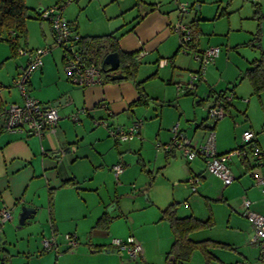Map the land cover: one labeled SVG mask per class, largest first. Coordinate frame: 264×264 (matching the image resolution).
Returning <instances> with one entry per match:
<instances>
[{
	"label": "crops",
	"instance_id": "crops-1",
	"mask_svg": "<svg viewBox=\"0 0 264 264\" xmlns=\"http://www.w3.org/2000/svg\"><path fill=\"white\" fill-rule=\"evenodd\" d=\"M121 1L126 2L117 4L118 13L111 17L115 18V23L110 25V30L116 28L113 29L115 31H108L102 35L113 33L118 51L136 54L135 62L142 61L155 52L158 55H168L169 53H166L168 46L173 45L175 48L178 42L173 54L176 57L177 51H181L178 50L179 36L171 30L170 25L188 14L179 16L176 2L186 4L190 0H176V2L175 0L153 2L120 0L118 3ZM192 1V4L189 3L190 8L187 9L195 8L193 17H196L205 1ZM207 1H209L206 2L207 4L212 3L210 9L214 8V19H216L217 10L224 0ZM54 3L55 0H26L29 12L32 11L33 15L39 14L41 10ZM256 6L259 12L261 5ZM127 11L130 12L125 16L117 17L118 14ZM31 14L29 13L30 19L26 22V36L20 39L25 45L23 48L33 50L54 45L49 23L42 21L46 23L45 26L39 20L31 18ZM221 16L220 14L218 17ZM64 18L75 24L81 37L102 36L90 33L88 27H81V23L75 21L72 14H67ZM130 19L132 21H129ZM34 25L37 28L35 32ZM200 26L196 24V32L200 33V36L194 37L195 32H193L194 50L198 49L199 53L211 44V39L203 36H208V33ZM259 32L260 30L257 33ZM0 35V41H3V34ZM202 40H206L203 46L200 43ZM28 41L33 45H29ZM102 45L106 50L104 54L111 52V43ZM52 47L42 57L41 68L32 72L28 82V93L30 97L43 104H53L65 98L57 108L59 120L54 134L46 133L42 138H38L27 132L7 131L0 122V207L6 206L13 210L12 221L3 224L4 234L8 236V233H18L14 230V218L22 206L35 209L31 218L24 224L22 237L26 238L25 245L17 248H12V245L0 246V264H164V261L167 264L171 248L168 242L171 239L172 244L173 236L163 212L175 203L181 205H179L181 208H177V212L189 213L188 216L196 219H199L196 214L203 213L202 203L205 208L211 203L210 210L214 218L218 219L219 213L223 211L235 233L239 237L243 236V244L249 242L253 245L250 242L253 229L240 213L242 201L239 205V199H250L253 202L252 209L264 216V194L253 185L251 173H259V168L253 161L249 147L244 148L246 153L244 158L232 156L228 160L229 171L236 178L230 185L223 186L217 177L206 171L205 162L201 158L187 162L176 149L167 151L162 148L153 151L149 142L140 138L117 144L109 137L106 129L95 125V121L100 119L125 125L134 120H141V134H150L152 132L150 123L143 124L145 121L139 118H150L141 114L142 109L149 108L150 99L167 98L163 95L165 89L161 88L158 93L152 88L149 79L162 76L161 70L168 67V61L160 67L158 62L161 57H159L156 61L155 73L146 77L136 75L138 71L136 68L133 78L114 80L113 76L120 74L117 71L107 73L100 85L79 87L71 84L62 71L61 49L56 45ZM141 52L145 54L139 58ZM173 55L171 59L174 60ZM19 57L23 60L19 59L17 63L10 61L8 47L0 42V108L9 103L22 102L19 91L16 95H12L10 90L5 89L12 85L30 59L29 54ZM253 60L247 61L249 66ZM209 65L213 66L214 62ZM209 65L206 66L205 72ZM240 70L234 65L229 79L223 83L232 82L237 77L243 80ZM170 71L171 80L168 83H174V76L177 73L175 67ZM180 78L183 79V76ZM160 81L162 84L167 83L162 79ZM195 82H207V79L205 77V81ZM136 83L141 84V89L148 98L145 105H132L140 98ZM218 83L214 85L205 83L209 95L212 96V99L208 97L209 99L206 100L196 94L198 86L204 89V84H195L194 90L191 88L187 91L176 86V92H182L183 97L175 98L172 95L164 101L173 102L174 106L166 115L171 117L168 120L169 124L163 119L162 111L156 115L157 119L160 120L162 117L161 122L166 126L179 121L180 130L186 137L196 144L203 143L210 129L202 125L203 120L198 123L197 113L194 115V111L201 110L207 113V105L214 102V96L224 94L222 90H215L216 86L221 85ZM169 88L173 93L174 88ZM6 92L9 96L2 98ZM250 95L254 99L245 98L241 101L232 100L235 98L233 95L226 108L229 115L232 112L235 114L243 112L244 124L236 123L229 115V120L222 122L219 129L217 122L215 123L214 129H217L219 134L218 153L238 148L240 135L248 129L255 134V144L264 150V129H262L264 128V91L256 95L251 89ZM73 113L77 114L76 121L69 119ZM191 118L194 123L189 121ZM159 128L158 122L157 133ZM161 137L163 136H158L159 142L167 141L166 137L164 139ZM118 160L124 164L125 169L117 180L111 167ZM190 175L196 176L199 180L195 195L190 194L187 184L179 183L181 182L179 180H185ZM135 183L136 187L132 185ZM186 201L188 205H185ZM219 202L224 203L223 208L215 205ZM167 228L171 233L170 236L167 234ZM66 234L75 236L78 241V244L70 250L64 238ZM128 236H132L142 248V256L136 260L130 259L125 252H121L112 244L113 239L121 240ZM43 237L53 238L56 245L52 249L43 250L41 242Z\"/></svg>",
	"mask_w": 264,
	"mask_h": 264
},
{
	"label": "rangeland",
	"instance_id": "rangeland-1",
	"mask_svg": "<svg viewBox=\"0 0 264 264\" xmlns=\"http://www.w3.org/2000/svg\"><path fill=\"white\" fill-rule=\"evenodd\" d=\"M145 1L153 2L154 0H145ZM202 1H205L204 6L202 9L198 10V14L196 17H193V14H195V8H192V10L187 9V11H189L187 12L188 14L186 13L187 15H184L181 19L184 23H187L192 26V29L195 32L194 37L200 36V33L196 32V24H200L201 29L202 30L204 29V32L208 33V36L203 35L204 38L211 39L210 40L211 44H208L209 46L207 48L218 47L221 50L218 57L214 59V65L213 66L209 65L206 69V72L204 73V76L206 77L207 82H209L210 85H214L216 82H219L218 84H221V85L216 86L215 90L217 91L222 90L224 91V94L227 96L235 95V98H232V100L241 101L242 99H245V98H248L249 100H251L252 98L254 99V97L250 95V92L252 89L251 84H249L246 78L243 77L244 78L243 80H239V77H237L232 82H227V83H223V82L226 81V79H229L231 75V68H233L234 65H237V67L241 69L240 75L243 76L246 69L250 67L247 61L248 60L251 61L254 58L257 59L261 57L262 51H264V41H262V38H264V0H259L257 2L254 0H224V2L221 3L220 7L217 10L216 19H214L215 17L214 10H213L214 8H212V10L210 9L211 8L210 5L212 3L207 4L206 2H209V1L207 0H202ZM118 2H120V0L119 1L118 0H76L65 6L63 10V14H64V17H66L67 14L69 15L72 14V16H74L75 21H78L81 23V27L82 26L88 27L89 29L88 31H91L90 33H97V35H102V33H108V31L113 32L115 31L113 29H116V28H112L110 30V25L112 23H115V18H111V17H113L112 15H114L115 13H118L117 4H124L122 2H126V1H121V3H118ZM192 2L193 1L190 0L189 3L192 4ZM189 3L186 2V5L188 8H190V5H191ZM255 3L261 5L260 7L261 9H259V12L256 6L257 4ZM128 12L130 11L118 14L117 17L125 16L126 14H128ZM29 13H32L31 18L35 17L32 11ZM220 14L222 16L218 17ZM129 21H132V19H130ZM38 23L39 21H37V24ZM43 24H45L46 26V23H43ZM34 26H35V30H34L35 32L37 31V28H36V25ZM258 30H260L259 33H257ZM174 38L175 40H177V37L175 35H174ZM0 42H2V44L8 47L5 41H0ZM28 43L29 45L30 44L33 45L31 41L30 42L28 41ZM200 43L203 46V44L206 43V40L204 41L202 40L200 41ZM19 45L20 47H22V49H24L23 47H25V45L23 43V40L19 42ZM52 46H50V48ZM177 46H178V42L175 48H173V45L168 46V50H166V53H169L168 55L166 54L158 55L155 52V54L145 57L142 61L140 60L136 61V68L138 69L136 75L138 74L139 76L144 75L145 77L147 75H152V73H155L157 69L156 61L158 60L159 57H161L160 60L168 61V67H166V69L161 70L162 76H156V78L152 77L151 79H149L152 88L158 93L160 92L161 88L165 89L163 95H165L167 98H163V99L157 98L158 100L150 99L149 101L151 103L149 104V108L142 109L143 111H141L142 112L141 114H145V116L147 117L149 116L150 118L149 119L144 118V117L139 118V119H142L143 122L145 121V123L143 124L150 123V126H152V132L150 134L145 135L143 133L141 134L140 132V139L143 141L145 140L148 141L149 145L151 146L150 148L153 151L159 150L162 148L164 149L165 146L170 144L171 139H172L171 128L174 125L177 124L179 133L184 135V133L180 130L179 121H174L169 126H166L165 123L162 124L161 122L162 117L169 124L168 120H170L171 117L166 116V115H167V112L171 108H174L173 102L168 103L164 101L165 99L171 98L172 95H174L175 98L183 97L182 92H176V89H177L176 86L184 89L186 86H188L191 75L196 74L197 71L199 70V63L198 61L194 59V55L199 53L198 49L194 50V46L193 48L189 47L187 50L188 53L186 55L182 54L181 51L179 52L177 51V55L175 57L173 54ZM45 48H48V47H45ZM53 48L54 47H52V49ZM8 50L10 53V59H9L10 61L12 60L15 63H17L19 59L21 60L19 55L11 56L9 47H8ZM105 51L106 50L104 48V45H101L100 51H99L100 59H102V57L104 56ZM172 55L173 57H175L174 60L171 59ZM100 59L98 61H101ZM174 67L177 72L174 76V79H175L173 80L174 83H168V81L171 80L170 69ZM209 68H210V71H208ZM180 76L181 77L183 76V79L180 78ZM160 79H162L164 82H167V83L162 84ZM207 82H200V83L194 82L193 83L194 85L192 86V89L194 90L195 84L197 85L204 84V87H205L204 89L203 88L201 89L200 85L198 86L196 94L198 97H200L201 99H205V100L209 99L208 97H211L212 99V96L209 95L208 87L205 85V83ZM169 87L174 88L173 93L170 92L171 88ZM7 88L5 89L7 91L10 90L12 95H16L18 92V89L13 85V83L12 85L10 84V87L8 89ZM8 96L9 95L6 92L5 94L2 95V98H5V97L7 98ZM208 102L210 103V100H208ZM233 104L235 105V103ZM207 106L209 107L210 104ZM161 111H162V117H160L161 119L159 120L157 119L156 115L158 114V112L160 114ZM195 111H194V115L197 113L196 119L198 123H200L203 120L202 122L203 126L209 127L210 125H212L213 121L208 118L207 113H204L201 110H195ZM73 115H76L77 117V114L73 113L70 115L69 119H71ZM190 115H192V112L190 113ZM228 115L229 114L226 111V115H225L226 117L216 121L218 129H219V125L222 122L229 120ZM230 115L229 117L230 118L232 117L236 123L244 124L245 121L243 117V112H240L237 114L232 112ZM192 118L194 119L193 116ZM192 118L189 119V121H193L194 123V120ZM135 121L136 120H134L133 122ZM158 122L160 125V128H159L160 130L157 133ZM121 125H125V124H121ZM248 130L252 131L250 129ZM212 132L214 134L215 149L218 152L217 147H218V142H219V134H218L217 129H213ZM158 136H163L161 137V139H164L166 137L167 141L164 143L159 142L160 140ZM207 137L205 141L201 144H196L192 142V140L188 137H186V139L189 140L191 146H199V145H203L206 142ZM241 144H242V141L241 139H239L238 145L240 146ZM197 159L198 158H196L195 160ZM183 162H185L184 159H183ZM122 165H123V171H124L125 166L123 163ZM191 177L192 176L190 175L185 180H179L181 181L179 183L181 184L185 183L189 187V184L187 181ZM118 183H120V180ZM132 185L135 187L137 186L136 183ZM146 188H148V185L146 186ZM239 200H240L239 201V205H240L242 198H240ZM143 201H145V199H143ZM222 204L224 203L219 202V203H216L215 205H217L220 208H223ZM179 205L180 204H176V203L174 205V215L176 217L183 218L185 216L190 215L189 213L182 214L181 212H177V208L181 206ZM185 205H188L187 201L185 202ZM211 205H212L211 203H208V207L205 208L203 207L204 204L202 203L203 213L196 214V216L199 219H206L210 215L213 220V226L208 229H201V230L190 233L189 239L193 241L210 240V241L221 242V243L230 245L232 249L221 248L217 246H209L208 252L211 253L212 256H214L210 259L209 264H264V256H262L260 249L257 248L258 246H256L255 244L251 245L249 244V242H246V244H243V240H242L243 236L241 235L239 237V235L235 233L234 228L230 225L229 220L227 216L225 215V213H223V211L219 213L218 219L214 218L213 212L212 210H210ZM182 208H185V207H182ZM184 210H187V208H185ZM18 214L14 218L15 220L14 230L18 231V233L16 234L8 233V236H6V234H3V232L5 233L3 228H2V233H1L2 240H5V245L7 246L12 245V248H17L20 245H25V241H26V238L22 237L23 229L25 225H23L20 228H18L17 226ZM167 232H168L167 234L170 236L171 233H169L168 228H167ZM43 238H46V237H43ZM121 240H125V239H121ZM170 244H171V239H169V242H168L169 248L171 247ZM206 262L207 260L202 250L196 249L193 252L189 261L184 262L182 264H206ZM164 264H165V261H164Z\"/></svg>",
	"mask_w": 264,
	"mask_h": 264
},
{
	"label": "built area",
	"instance_id": "built-area-1",
	"mask_svg": "<svg viewBox=\"0 0 264 264\" xmlns=\"http://www.w3.org/2000/svg\"><path fill=\"white\" fill-rule=\"evenodd\" d=\"M259 1V0H254ZM176 2V0H175ZM177 3V11L179 16L187 13L185 3ZM63 8L59 4H52L39 12V16L49 22L53 36L54 44L63 51L62 70L66 79L73 85L79 87H87L102 84V69L100 63L87 62L78 51L75 45L79 40L76 34L63 17ZM171 30L179 36L180 50L186 55L187 50L193 40L192 26L184 23L181 18L174 21L170 25ZM49 52V48H37L31 53L26 49H19L17 54L30 55V59L14 79L13 85L18 89L21 97V103H9L0 108V122L7 131L27 132L38 138H42L46 133L54 134L59 120L57 108L51 103L43 104L38 100L29 96L28 82L33 71L41 68L42 57ZM218 47H209L200 53L194 55V59L199 63V70L196 74H192L188 86L184 89L187 91L192 88L196 80L205 81L204 73L207 65L212 64L214 59L219 55ZM145 52L139 53V58ZM166 60H159L158 66L162 67L166 64ZM181 89V87H177ZM232 96L225 94L216 95L214 102L207 108V116L213 121L208 128L210 132L207 140L203 145L191 146L189 140L183 134L179 133L177 124L171 128L172 139L170 144L165 146V150L170 151L177 149L187 162H191L196 158H201L205 162L206 171L217 177L223 186H228L235 180L230 173L227 162L232 156L244 158L246 156L245 147H249L251 156L255 165L259 168V173H251L253 185L257 186L261 193L264 194V150L255 144V134L246 130L241 134L242 144L231 151L218 153L215 149L213 129L216 121L222 119L226 115V108ZM105 106V104H103ZM73 121L77 120L76 115L71 117ZM95 125L102 126L108 132L117 144H122L132 139L140 138L141 122L135 121L129 125L114 124L107 119L95 121ZM111 171L118 180L119 175L123 173V165L118 160L111 167ZM198 178L192 176L188 179L190 194L195 195L197 192ZM252 204L248 199H243L240 207V213L251 224L253 236L251 243L256 244L261 253L264 254V216L252 209ZM13 210L6 206L0 207V224L12 221ZM68 244V250L78 244L75 236L70 234L64 235ZM43 250L52 249L56 242L53 238H42ZM112 244L121 252H125L127 256L136 260L142 256V248L132 236H128L125 240L113 239Z\"/></svg>",
	"mask_w": 264,
	"mask_h": 264
},
{
	"label": "trees",
	"instance_id": "trees-1",
	"mask_svg": "<svg viewBox=\"0 0 264 264\" xmlns=\"http://www.w3.org/2000/svg\"><path fill=\"white\" fill-rule=\"evenodd\" d=\"M73 1L76 0H55V3L59 4V6L62 7L64 10L65 6ZM34 18L39 21H46L42 19L39 14L35 15ZM29 19V8L26 5V0H0V34H3L2 40L7 43L11 52V56H17V51L19 49H22L20 48L19 42L20 39L25 38L26 36V22ZM66 22L71 27H73L74 32L79 35L76 27L74 26L75 24L68 20H66ZM115 41L116 38L114 37L113 33L108 35L91 37H81L79 35V40L76 42L75 45L78 46V51H80V54L88 63L93 62L101 64V61H98L100 59V46L103 43H111V52L119 53V68L117 71L122 75L123 78H133L136 72V62L134 60V56L136 54L120 53L116 47ZM193 42L194 41L192 40L189 47L193 46ZM179 49L180 43L178 50ZM33 50L28 51L29 53H31V51ZM262 56H264V54H262L261 57H259L258 59L253 60L250 63V67L246 69L244 75L242 76L249 81L252 86L253 93L256 95L264 91V63H262ZM104 76H107V73H104L102 71V78H104ZM136 86L139 90L140 98L137 102L133 103L132 105H145L147 103L148 98L143 93L141 89V84L136 83ZM163 217L167 219L173 236L171 248L169 251V256L174 257L173 264H182L184 262L189 261L193 252L196 249L202 250L207 260L206 264H209L210 259L214 257L211 255V253L208 252L209 246H217L221 248L232 249L230 245L221 242L210 240L193 241L189 239L190 233L201 229H208L213 226V220L211 216H209L206 220H199L192 216L177 218L174 215V206H171L163 212Z\"/></svg>",
	"mask_w": 264,
	"mask_h": 264
},
{
	"label": "water",
	"instance_id": "water-1",
	"mask_svg": "<svg viewBox=\"0 0 264 264\" xmlns=\"http://www.w3.org/2000/svg\"><path fill=\"white\" fill-rule=\"evenodd\" d=\"M118 68H119V55L117 52H109L103 56L101 60V69L104 73H115L117 72ZM122 78L123 77L121 74L113 76L114 80H120ZM64 100L65 98H62L61 100L54 102L52 105L58 108L63 103ZM34 212H35V209L33 207L22 206L18 214L17 226L18 227L23 226L26 223V221L31 218ZM2 227H3V224L2 225L0 224V246L5 245V240H2V237H1ZM173 261H174V257L169 256L167 264H173Z\"/></svg>",
	"mask_w": 264,
	"mask_h": 264
}]
</instances>
